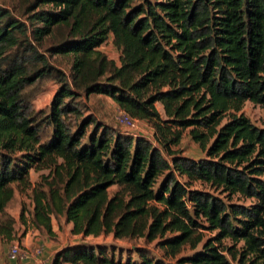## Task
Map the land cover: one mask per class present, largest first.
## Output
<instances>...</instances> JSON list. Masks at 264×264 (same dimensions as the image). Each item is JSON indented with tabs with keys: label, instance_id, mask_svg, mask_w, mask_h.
<instances>
[{
	"label": "trees",
	"instance_id": "1",
	"mask_svg": "<svg viewBox=\"0 0 264 264\" xmlns=\"http://www.w3.org/2000/svg\"><path fill=\"white\" fill-rule=\"evenodd\" d=\"M20 3L18 14L0 4V242L16 237V192L48 236L55 219L157 250L135 245L121 259L77 242L50 264H264V127L240 112L264 107V0ZM109 35L117 62L98 49ZM47 40L67 73L39 48ZM47 81L55 88L35 109ZM92 96L149 137L99 120ZM183 132L201 157L182 154Z\"/></svg>",
	"mask_w": 264,
	"mask_h": 264
},
{
	"label": "rangeland",
	"instance_id": "2",
	"mask_svg": "<svg viewBox=\"0 0 264 264\" xmlns=\"http://www.w3.org/2000/svg\"><path fill=\"white\" fill-rule=\"evenodd\" d=\"M0 4L8 7L13 14H18L19 8L21 7L20 0H0ZM50 41H44L39 47L48 56L51 63L59 68L68 72L69 59L66 57H60L52 55L46 50ZM99 50L104 52L108 58L114 59L117 62V51L111 43V35L98 47ZM55 88V85L51 81H47L44 88L36 93L32 98V106L37 108H45L49 102L51 94ZM100 102V103H99ZM97 103V104H96ZM101 104L102 107L97 108ZM88 111L95 112L97 118L107 123L109 126L115 129L125 131L119 126L114 118L116 104L109 98H102L99 96H92L90 100L87 101ZM157 109L160 111V106L156 105ZM97 109V110H96ZM240 112L246 116L251 123L258 127H264V107L258 104L245 101ZM136 126L134 129L126 132L129 133H140L144 136L149 137V128L143 121L135 122ZM179 148L183 155L198 158L202 156V152L187 136L186 132H183L181 141L179 143ZM45 172V171H43ZM39 173L30 170L29 178L34 181ZM244 203H248L245 200ZM23 207V216L27 219V223L21 224L18 220V213L20 208ZM7 212L15 219V230L16 237L10 242H0V264H8L11 262L8 258L7 251L10 245L15 244L19 249V255L13 259L14 264H50L53 256V250L60 248L67 244L73 243H83L86 245H92L94 247L102 246L107 252H113L114 256L118 255L119 258L124 259L126 256L131 255V258H135V254L132 253V249L135 245L139 247H145L154 255H157V250L153 248L155 246V240L150 242V244H144L142 239L135 242L124 241L120 239H113L111 235L106 236H80L71 234L69 232L70 224H65L60 220L57 222L55 219L51 220L53 235L48 236L43 230L35 229L29 225V212L31 210V204L29 198L24 195L14 193V197L7 207ZM23 233V234H22ZM58 248V249H59ZM57 249V250H58ZM190 251L185 250L183 254L189 253ZM230 264H235L231 261Z\"/></svg>",
	"mask_w": 264,
	"mask_h": 264
},
{
	"label": "built area",
	"instance_id": "3",
	"mask_svg": "<svg viewBox=\"0 0 264 264\" xmlns=\"http://www.w3.org/2000/svg\"><path fill=\"white\" fill-rule=\"evenodd\" d=\"M115 115L114 118L117 121V123L119 124V126H121L123 129L125 130H132L135 128L136 123L138 120L129 117L122 109H120L119 107H115ZM19 249L15 244H12L9 246L8 251H7V255L9 259H14L16 258V256L19 255Z\"/></svg>",
	"mask_w": 264,
	"mask_h": 264
},
{
	"label": "crops",
	"instance_id": "4",
	"mask_svg": "<svg viewBox=\"0 0 264 264\" xmlns=\"http://www.w3.org/2000/svg\"><path fill=\"white\" fill-rule=\"evenodd\" d=\"M149 133H150V129H149ZM59 248V247H58ZM57 248V249H58ZM56 248L53 250V253L57 250ZM11 262H9L8 264H14V263H12V261H13V259H9Z\"/></svg>",
	"mask_w": 264,
	"mask_h": 264
}]
</instances>
